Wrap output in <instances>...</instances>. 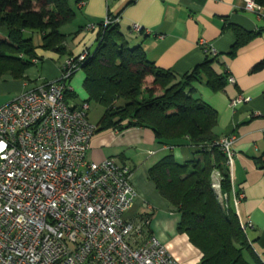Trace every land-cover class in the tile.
<instances>
[{
  "label": "built area",
  "instance_id": "1",
  "mask_svg": "<svg viewBox=\"0 0 264 264\" xmlns=\"http://www.w3.org/2000/svg\"><path fill=\"white\" fill-rule=\"evenodd\" d=\"M244 9L264 18L255 0H244ZM119 22V16L107 15L103 25ZM130 28L145 32L138 24ZM95 29L100 26L86 27ZM199 45L217 56L205 40ZM89 53L69 57L59 79L38 78L36 87L0 107V264H182L152 232L148 215L126 218L139 198L132 171L113 157L87 160L97 132L89 120L90 104L74 107L65 93ZM225 72L228 83L236 84ZM250 101L240 94L230 105L236 109ZM236 140L228 135L218 141L232 182ZM213 180L221 194V175L216 172ZM236 192L234 187L238 213L245 196ZM241 225L248 236L253 223Z\"/></svg>",
  "mask_w": 264,
  "mask_h": 264
},
{
  "label": "trees",
  "instance_id": "2",
  "mask_svg": "<svg viewBox=\"0 0 264 264\" xmlns=\"http://www.w3.org/2000/svg\"><path fill=\"white\" fill-rule=\"evenodd\" d=\"M255 1L264 8V0ZM74 17L70 0H0V79L24 80L27 71L38 65L35 60L44 59L34 43L36 33L42 36L45 50L70 55L68 36L61 28ZM99 26L96 48L89 50L80 65L85 72V101L104 108L97 131L150 128L160 144L193 148L191 160L179 163L170 153L148 172L158 192L180 214L177 231L186 234L201 252V264H263L234 206L228 158L219 148L221 137L215 132L219 114L194 96L195 83L206 82L215 92L227 86L229 74L214 70L217 56L207 54L206 60L192 71L177 75L157 67L141 46L131 47L120 23L104 26L102 22ZM228 28L236 37L227 54L230 58L260 34L233 24ZM263 68L264 60L251 72ZM78 97L71 90L65 93L69 104V98ZM255 159L264 169V154ZM216 172L221 175L220 191L226 196L225 203H221L213 186Z\"/></svg>",
  "mask_w": 264,
  "mask_h": 264
},
{
  "label": "crops",
  "instance_id": "3",
  "mask_svg": "<svg viewBox=\"0 0 264 264\" xmlns=\"http://www.w3.org/2000/svg\"><path fill=\"white\" fill-rule=\"evenodd\" d=\"M70 5L75 17L61 28L63 34L75 35L73 48L68 44L70 55L38 51V55L45 59L27 71L26 79L4 82L1 78L0 96L5 93L12 95L0 99V107L12 102L21 92L36 87L38 78L47 82L59 79L67 58L76 57L87 49L93 50L100 29L87 31L86 27L99 25L107 15L120 17L121 30L128 35L131 47L141 46L157 67L172 70L177 75L192 71L206 60L207 53L199 45L201 40H205L217 55L218 62L213 66L215 72L223 74L227 70L237 83H228L218 92L206 82L195 83L194 96L219 114L216 134L237 137L233 182L236 191H242L245 196L239 203L237 215L241 221L253 223V227L248 229V237L264 264V169L255 159L264 154V68L251 72L264 60V18L246 11L244 0H82L80 3L70 0ZM134 24L143 27L145 32H130ZM229 24L248 32H260L239 49L235 58L227 55L236 42ZM68 87L79 97L87 95L79 79L76 84L69 81ZM240 94L250 97L251 101L233 109L231 100ZM79 97L73 105L79 106L87 99L79 100ZM170 153L179 163L191 160L194 155L189 145L170 148L160 144L150 128L134 127L123 132L108 129L95 133L87 160L99 163L113 157L121 166L128 167L133 173L139 198L126 218L136 220L148 215L152 232L179 262L201 264V252L191 244L186 234L177 231L180 214L173 211L169 201L149 179L150 168Z\"/></svg>",
  "mask_w": 264,
  "mask_h": 264
},
{
  "label": "rangeland",
  "instance_id": "4",
  "mask_svg": "<svg viewBox=\"0 0 264 264\" xmlns=\"http://www.w3.org/2000/svg\"><path fill=\"white\" fill-rule=\"evenodd\" d=\"M71 1H74V0H71ZM74 38H75L74 34L68 36V40H67L68 50H69V46L70 45H72V48H73V39ZM34 43L38 47V51L39 52L44 51V52H51V53H54V54H58L57 52H54V51L45 50L42 47L43 40H42V36L39 33L35 34ZM68 44H69V46H68ZM132 47H134V46H132ZM95 48L96 47H94L93 50H95ZM43 58L45 59V57H43ZM33 67H36V66H32L31 68H33ZM84 74H85L84 70L83 69H79L78 71H76V73L74 74L73 78L70 80V83L74 82V84H76L77 79L81 80L82 88H83L84 92L86 93V90L84 88V83H83V80H85ZM74 77H75V79H74ZM3 81L4 82H8V81H13V80L5 78V79H3ZM10 95H12V93L11 94L10 93H5V94H3V96H0V99L5 98V97L8 98V97H10ZM85 95L86 94H84V96ZM84 96H80L79 100H83L84 98L88 97V95H86L85 97ZM69 102L72 104V103H75V100L69 98ZM103 113H104V108L101 105H99V104H97L95 102H91L89 114H90V121H91L92 124H94V125L98 124V122H99L100 118L102 117ZM217 193H218V197H219V200L221 201V203H225L226 196L225 195H221L218 191H217Z\"/></svg>",
  "mask_w": 264,
  "mask_h": 264
}]
</instances>
